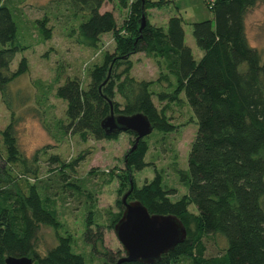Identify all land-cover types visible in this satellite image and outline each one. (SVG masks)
I'll list each match as a JSON object with an SVG mask.
<instances>
[{
    "label": "trees",
    "instance_id": "trees-1",
    "mask_svg": "<svg viewBox=\"0 0 264 264\" xmlns=\"http://www.w3.org/2000/svg\"><path fill=\"white\" fill-rule=\"evenodd\" d=\"M259 1L209 0L211 20L190 26L194 44L201 51L196 61L184 44L179 16L168 17L164 27L148 22L146 13L159 8L160 0H62L75 16L69 32L79 43L96 49L106 34L114 42L112 53L103 54L93 85L101 82L106 66L123 63L125 67L107 80L105 96L93 85L82 87L76 77L56 84L53 97L65 105L63 119L55 121L54 127L60 139H114L116 134L106 136L99 122L108 114L109 104L112 112L117 110L118 103L110 101L115 93L123 103L120 114L142 113L152 126L150 134L130 150L133 136L123 158L127 171L140 172L149 167L145 161L147 138L154 132L168 135L175 131L166 110L169 105L184 106L180 94L193 115L196 130L186 169L175 171L186 193L172 200L175 193L153 170L152 179L141 187L136 189L132 183L128 196L150 214L177 217L186 230L184 241L155 264H178L182 260L188 264H264V61L259 51L248 45L244 32L245 15ZM104 4L128 11L123 26L116 27L111 11H102ZM19 14L13 0H0L2 99L8 85L28 70L24 58L10 70L14 57L27 48ZM141 15L145 25L138 30ZM47 19L44 15L35 21L39 43L50 39ZM138 53L155 63L156 81L138 82L127 75L129 57ZM162 87L172 90L165 92ZM153 99L163 105L157 109ZM45 161L54 167L48 173L61 180L67 177L64 172L75 166V161L64 163L56 155H49ZM37 163V153L30 162L20 155L12 123L0 130V264L7 256L27 257L31 264H86L82 255L73 252L68 236L55 235V244L43 256L34 252V241L42 227L54 232L59 228L49 200L37 189ZM190 205L196 213L187 210ZM119 216L113 215L112 228ZM210 235L221 237L225 247L217 255L205 256L202 240Z\"/></svg>",
    "mask_w": 264,
    "mask_h": 264
},
{
    "label": "rangeland",
    "instance_id": "rangeland-1",
    "mask_svg": "<svg viewBox=\"0 0 264 264\" xmlns=\"http://www.w3.org/2000/svg\"><path fill=\"white\" fill-rule=\"evenodd\" d=\"M160 1L159 8L146 13L148 22L164 27L168 17L179 16L184 44L197 61L201 51L194 44L190 26L194 22L211 20L209 0ZM13 3L20 13V31L26 35L23 42L27 48L14 57L10 70L15 69L21 58H24L28 70L7 87L3 99L9 109L0 97V130L12 123L20 155L30 162L37 153L39 179L35 183L40 195L49 200L59 223L56 232L43 227L38 231L34 252L43 256L55 244V235L68 236L72 240L73 252L82 255L86 264H114L123 256V251L110 221L113 215L121 214L119 200L129 188V181L132 180L131 184L137 189L152 179L155 170L162 176L164 186L175 193L172 200L186 193L175 171L186 169L187 153L196 130L193 115L183 94H180L179 99L184 106L169 105L166 110L175 131L168 135L154 132L147 138L145 161L149 167L140 172L127 171L123 162L133 134L118 133L114 139L100 141L91 138L84 141L69 137L60 139L54 127L55 121L63 119L65 105L53 97L56 84L65 78L76 77L82 87L92 86L97 68L103 64V54L112 53L114 42L111 35L106 34L100 37L99 48L91 49L79 43L69 32L75 16L62 0H13ZM102 11L112 12L116 27L123 26L128 16V11L119 10L115 4H104ZM44 15L48 17L46 27L50 28V39L39 43L35 21ZM244 32L248 45L258 50L264 61V0L245 15ZM129 60L127 75L132 79L138 82L158 79L157 67L148 57L138 53L130 56ZM123 67V63L106 66L102 83L93 85L94 88L105 96L107 80L115 77ZM154 88L158 90V87ZM162 89L165 92L172 90L169 87ZM110 101L118 103L113 114L122 115L121 99L112 93ZM153 102L157 109L163 105L155 99ZM44 148L46 150L42 154ZM49 155H56L64 163L75 161L73 169L64 172L65 180L56 178L55 173H48L50 169L54 170L45 161ZM132 199L131 196L128 198ZM262 207L264 209V198ZM187 210L196 213L192 205ZM202 241L205 256L217 255L225 247L224 240L217 235L205 236ZM178 264L188 262L182 260Z\"/></svg>",
    "mask_w": 264,
    "mask_h": 264
},
{
    "label": "water",
    "instance_id": "water-1",
    "mask_svg": "<svg viewBox=\"0 0 264 264\" xmlns=\"http://www.w3.org/2000/svg\"><path fill=\"white\" fill-rule=\"evenodd\" d=\"M145 25L143 15L138 19V30ZM100 129L106 136L129 132L134 136L133 150L139 139L150 134L152 126L142 113L129 116L114 115L109 104V112L99 122ZM132 190L129 181L128 190L119 202L122 206L120 217L113 225V233L120 244L123 256L114 264L138 262L155 264L163 255L172 251L186 237V230L181 221L172 215L150 214L137 200L128 201ZM27 257H10L3 259V264H31Z\"/></svg>",
    "mask_w": 264,
    "mask_h": 264
}]
</instances>
